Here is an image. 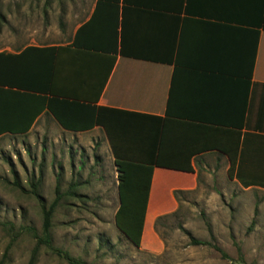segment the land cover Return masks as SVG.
<instances>
[{
  "label": "crops",
  "instance_id": "1",
  "mask_svg": "<svg viewBox=\"0 0 264 264\" xmlns=\"http://www.w3.org/2000/svg\"><path fill=\"white\" fill-rule=\"evenodd\" d=\"M98 2V21L102 6L112 4L94 0L83 23L96 13ZM261 20L264 0H127L119 2L121 46L127 56H116L114 63L98 52L70 46L82 23L66 44H28L0 53L58 48L53 95L125 114L108 113L118 159L150 162L160 145L167 164L190 163L191 173L153 168L145 231L176 211L175 192L196 188L197 167L209 175L208 166L219 161L228 177L229 158L216 149H236L232 183L264 196V29L258 30V41L250 33ZM244 102L240 130L211 128L238 125ZM24 111L14 101L12 107L0 106L1 123L12 120V130H0V139L39 128L44 132L51 121L64 134L92 137L94 147L114 163L102 128L69 132L43 112L24 130L31 116ZM209 158L213 163H207Z\"/></svg>",
  "mask_w": 264,
  "mask_h": 264
},
{
  "label": "rangeland",
  "instance_id": "2",
  "mask_svg": "<svg viewBox=\"0 0 264 264\" xmlns=\"http://www.w3.org/2000/svg\"><path fill=\"white\" fill-rule=\"evenodd\" d=\"M93 2L0 0V51L68 43ZM48 124L44 132L0 139V264H29L43 210L58 195L50 228L55 251L39 246L34 264H68L59 252L86 264H264V196L236 187L223 163L207 159L209 175L197 167L196 188L176 195V211L143 230L135 248L115 226L113 161L92 137Z\"/></svg>",
  "mask_w": 264,
  "mask_h": 264
},
{
  "label": "trees",
  "instance_id": "3",
  "mask_svg": "<svg viewBox=\"0 0 264 264\" xmlns=\"http://www.w3.org/2000/svg\"><path fill=\"white\" fill-rule=\"evenodd\" d=\"M107 1H111L112 4L102 6L104 8L102 9L101 20H97V8H99V5L101 6L98 2V5H96V13L94 12L90 19L82 23L77 29L70 46L79 50L98 52L105 56L107 61L114 63L116 56H127L121 46L119 32V2L126 4L127 0ZM104 12H106V15H104ZM254 24L255 29H250V33H254L258 41V30L264 29V23L261 20ZM57 51L58 48L54 47L42 49L30 47L19 55L0 53V106L12 107V101L16 102L17 105L24 106V112H29L31 115L26 121L24 130H29L36 118L41 113L47 112L63 130L69 132H85L91 130L94 126H98L105 131L109 143L112 146L115 158L114 166L117 171L119 206L115 213V226L135 248H139L143 236L153 168L157 167L191 173L192 168L190 163L187 161L185 166L167 164L163 160L161 154L163 148L160 145L157 154L153 156L150 162H132L118 159L115 155L113 135L109 127L111 119L108 118V113L125 114L118 111L97 108L82 101H74L53 95ZM244 110L245 102L238 125L226 127L229 125L218 122L222 125L214 126L224 127L211 128H237L240 130L243 127ZM11 121H8L9 123H1L0 121V130H12L10 126ZM2 134L0 133V136ZM11 135L24 136L26 134L11 133ZM161 137L159 138L161 139ZM217 150L229 158L230 167L227 173L228 178L231 180L236 149L234 151L225 149ZM57 192L58 189H56V194ZM178 194H182V192H175L174 197ZM60 198L58 195L48 210H43L42 236L40 238L37 237V243L29 264H34L39 246H44L52 252L55 251L51 243L50 228L52 215ZM26 231L34 236L31 229H26ZM190 244L193 246H211L223 258H226L225 254L217 246L200 242L193 238H190ZM58 256L68 264H86L84 261L75 259L67 253L59 252Z\"/></svg>",
  "mask_w": 264,
  "mask_h": 264
}]
</instances>
